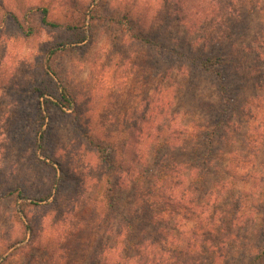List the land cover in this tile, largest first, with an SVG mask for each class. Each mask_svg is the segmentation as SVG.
<instances>
[{
    "label": "rangeland",
    "instance_id": "obj_1",
    "mask_svg": "<svg viewBox=\"0 0 264 264\" xmlns=\"http://www.w3.org/2000/svg\"><path fill=\"white\" fill-rule=\"evenodd\" d=\"M89 1L0 0V264H91L95 254L103 260L107 253L95 249L83 227L96 172L86 132L107 133L118 123L126 128L143 115L148 118L147 124L138 122L143 130L155 125L190 130L210 121L207 105L224 102L217 77L173 67L169 43L177 38L209 47L213 37L226 33L235 46L230 41L222 46V40L214 50L236 62L221 71L233 73L230 92L248 115L232 119L223 138L215 130L216 159L206 178L228 179L226 204L232 201L245 214L234 228L233 247L220 249L216 264H264V0H234L225 20L202 19L191 32L182 21L169 25L177 0H96V10L85 8L81 43H70L77 32L40 22L39 7L64 23ZM128 29L160 34L165 47L142 46ZM44 85L49 101L64 87L73 98L70 108L60 112L39 98L36 88ZM155 143L144 137L147 160ZM193 144L186 142V149ZM61 172L67 178L61 180ZM81 190L85 198L76 204ZM118 195L127 206L126 191Z\"/></svg>",
    "mask_w": 264,
    "mask_h": 264
},
{
    "label": "trees",
    "instance_id": "obj_2",
    "mask_svg": "<svg viewBox=\"0 0 264 264\" xmlns=\"http://www.w3.org/2000/svg\"><path fill=\"white\" fill-rule=\"evenodd\" d=\"M233 1L177 0L175 11L169 9V25L172 20L182 21L187 32H191L200 26L202 19L225 20ZM88 7L96 10L97 1L90 0L77 17L64 23L51 20L47 7H39L40 22L47 27L77 32L70 43H81L88 23L85 18ZM92 24L91 20L89 29ZM127 31L129 37L142 46L158 51L165 47L160 34L150 36L141 30ZM213 39L216 41L211 39L209 47L206 43L199 47L192 42H180L177 38L169 43V60L173 67L184 66L214 73L217 77L224 102L207 105L210 121L192 126L190 130L156 125L143 130L138 126L139 121L147 124L148 118L143 115L126 128L120 129L118 123L107 133H97L94 129L86 132L88 143L94 147L89 151L95 153L96 172L93 195L88 197L85 206L88 218L83 220V227L91 233V242H96L95 249L101 254L107 253L103 260L95 254L91 264H216L220 249L233 247L234 228L245 213L241 212L240 216V210L234 208L232 201L230 206L226 204L231 194V184L226 187L228 179L222 183L220 180L209 182L206 177L216 159L213 153L215 130L219 128V138H223L232 119L245 117L248 110L234 102L229 89V85L234 87L233 73L221 71L230 65L236 66V62L225 59L221 49L214 50V43L219 42V46L222 40V46L229 41L235 46L231 34ZM255 83L253 88L260 87ZM46 87L44 85L40 91L36 88L39 98L45 97V102H50L60 112L70 108L73 98L64 87L52 101L46 97L50 96L44 91ZM76 119L80 121L77 115ZM152 120L156 123V117ZM144 137L156 140L150 160L142 146ZM188 141L194 143L191 151L185 147ZM45 142L44 130L37 146L41 151L46 148ZM59 176L61 180L67 178L64 172ZM120 190H125L129 197L127 206L120 203ZM84 194L83 190L77 193L76 204L81 203ZM261 245L264 246V237Z\"/></svg>",
    "mask_w": 264,
    "mask_h": 264
}]
</instances>
